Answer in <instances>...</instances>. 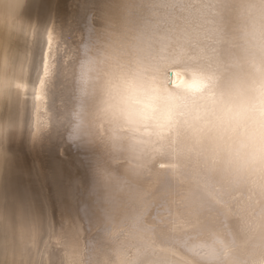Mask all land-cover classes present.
<instances>
[{
	"label": "clouds",
	"instance_id": "1",
	"mask_svg": "<svg viewBox=\"0 0 264 264\" xmlns=\"http://www.w3.org/2000/svg\"><path fill=\"white\" fill-rule=\"evenodd\" d=\"M25 2L0 0V264H264V0H105L83 50ZM26 107L33 138L59 124L100 147L98 239L6 196Z\"/></svg>",
	"mask_w": 264,
	"mask_h": 264
},
{
	"label": "bare ground",
	"instance_id": "2",
	"mask_svg": "<svg viewBox=\"0 0 264 264\" xmlns=\"http://www.w3.org/2000/svg\"><path fill=\"white\" fill-rule=\"evenodd\" d=\"M105 6V0H26L20 17L39 30L51 26L64 43L83 50L102 27ZM31 51L38 57L40 46L33 44ZM68 87L58 60L49 104L57 115L70 107ZM26 91L36 100L44 98L39 87ZM29 120L30 107H26L20 131L8 135L9 159L3 176L6 196L14 204L30 206L36 216L54 227L65 222L78 224L87 240L98 239L102 222L94 169L102 157L100 147L59 124H51L33 138Z\"/></svg>",
	"mask_w": 264,
	"mask_h": 264
}]
</instances>
